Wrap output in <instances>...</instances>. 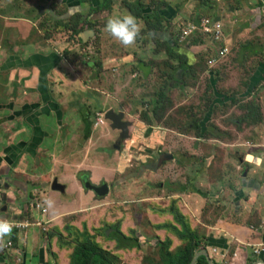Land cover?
I'll return each instance as SVG.
<instances>
[{"label":"crops","instance_id":"0c3cea01","mask_svg":"<svg viewBox=\"0 0 264 264\" xmlns=\"http://www.w3.org/2000/svg\"><path fill=\"white\" fill-rule=\"evenodd\" d=\"M49 1L50 3L48 2V6H50L52 2L56 3V0ZM75 1L76 0H58L56 4L62 7L65 6L68 10V14L73 10L77 13L79 7ZM194 1L196 7L187 14L180 13L182 7L179 8L180 11L178 13L177 11L175 13L172 12V9L175 11V7L177 6L172 5V9L170 10V17L173 16L172 21L179 17H185L187 21H192V19L197 18L195 15L198 14V16L201 17L204 13L209 14L210 17L213 16L214 20L217 19L220 23L222 30L219 48L225 49V41H227L228 38H237L239 41L231 50L235 51L237 47L242 57L248 56L259 59L260 61L253 63V65L256 64L260 66V63L264 61V39H262V37H264V24L261 23L263 17L261 12L264 13V8L261 10V7H264V0H259V6L255 3L254 9H251L252 7L248 4L247 0H221L220 4L217 6L212 4L213 0ZM133 2L134 1H129L128 5ZM98 3V0H93L92 6L96 7ZM147 10H149L150 13V8ZM49 11V8H47L45 13ZM81 11L83 20L92 17L93 20H102V24L98 27L95 22L93 23L90 20L93 26L92 29H90L91 38L87 39V30L85 28L76 39L79 43H82V47L84 48H87L86 44L88 42L86 39L91 41L95 50L97 47L100 48L99 52L95 51L96 61L86 60L84 63L77 62L78 65H76V63L74 67L61 55H59L56 61H52L48 59L47 54H36V52L34 53L32 51L35 47L36 39L31 38L33 34L31 29L35 21L30 18L29 13L24 14L20 18L4 19L5 22L10 23L15 20L19 22L23 19L27 24V32L24 33V43L20 45L23 46L21 52L16 51L15 44L13 46L10 41H6V34L0 35V50H6L9 53L0 61V72L5 73L12 70H24L18 68H21L22 65H31V68L28 69H36L38 75L37 79H34L36 92L43 95L44 100L40 98V102L37 101L36 103H34V101L25 100L19 104L8 102L3 103L0 107L2 112H4L6 108H8L10 112L9 116L0 120V130H2V133H0V221L7 222L10 225H26L24 228H21V230H15L16 232L13 237L12 234L10 235L9 233L7 236L0 238V264H70L72 253L75 248L81 244L89 243L103 252H110L112 255H118L119 260L117 264H136L135 258L140 257L143 259L144 257H148L146 255L147 251L153 250L156 252L158 250L156 247L159 244L155 243H159V239L163 241L165 238H169V251H174L182 244L181 241L170 232L163 233L162 230H154V235L148 234L141 236L139 248L116 250L112 247L113 243L116 242L114 239L109 238L110 236L107 237V241L103 242L98 239L100 233L96 228H93L92 231L89 232L91 228L90 222L82 226V224H78L79 220L74 219L68 221L72 215L83 216L84 213L90 212L94 206H96V208L99 207L98 204H91V199H93V202L97 200L93 198L91 193L83 188L84 181L91 182V174L85 170L78 171L71 168V162L76 160L74 154L68 156L69 159L60 155V152L54 154V158L57 162L62 163L55 175H53L51 166L48 163L46 165L47 161L44 160L42 162L43 151L51 150L50 148L41 149L43 141H47L49 138L46 130L53 131L52 136L54 142L47 141L49 147L62 146V144H64L63 136H65L72 127H74L76 133L71 135V139H74L75 136V143H77L78 130H82L83 133L86 123H89V120L84 118V115L88 110L92 111L94 107H98L97 100L99 98H112L113 95L122 88L125 99H127L126 104H122V106L131 108L133 104H135V100L139 99L145 110H147V103L151 100L153 93L159 91V84L154 80L152 87L153 92L150 95H145L147 84L150 83L151 78L156 75V70L151 68L153 63L147 62L144 64L142 62H137V71L134 73L129 71L134 64L131 55H128L129 51L124 50L125 46H122V53L124 55L119 56L116 54L110 44L111 40L114 39L103 31L107 17L110 15H120V13H110L107 10L105 13L101 12L100 14L89 15L88 11L85 9L82 8ZM146 11H144V15ZM106 12H109V14ZM50 13L54 16L53 11H50ZM124 15L131 14L127 11ZM4 17L5 16L0 13V18L2 19ZM230 17L234 18L232 23L236 26L238 32L235 31L230 35L224 36L223 26L230 22ZM59 18L61 19L62 17ZM69 18L70 16L68 15L65 19L61 20L65 21ZM244 18H248V20L245 22L242 21ZM249 20H254L255 28L253 29L256 30L255 37L250 39L249 42H246L250 34H246L244 31H248L250 24L253 25ZM139 25L141 31L142 26L141 24ZM233 25L231 27H233ZM15 26L16 25L11 27V25H8L7 27L10 28L9 32L13 31ZM63 28L62 33L66 34L67 31ZM249 32H251V30ZM50 34L53 37L56 35L54 30H52ZM139 38L140 34L138 36V39ZM151 38L158 39L168 47L171 46V41L163 38L160 33H153ZM212 42L213 41L208 40L203 43V40L197 39L191 46L199 49V47L202 46L201 43H203L204 48L210 49L213 46ZM137 43L138 41L133 47H135ZM256 44H259V47L254 48L253 45ZM133 47L128 46V49ZM23 50L26 51L23 52ZM174 50L175 53H177L176 50L178 49L174 48ZM247 51H252L254 56L246 53ZM254 51H258V53L262 52V56L258 58ZM186 56L185 53V61L190 64L188 67L201 68V62H206L205 59L199 58L195 51L189 53L187 58ZM150 58L154 61H158V57L154 54V49ZM160 60L162 61L164 58ZM170 61H174V59ZM239 63L240 62L235 61L236 65ZM35 65L39 69L33 67ZM173 69L174 68L170 69L169 72H172ZM84 70L86 72H84ZM87 70L89 71L87 72ZM255 70L259 69L255 67L254 71ZM81 71H83V73H80ZM262 71L264 75V68ZM206 75H209V80L207 81V88L204 93L207 94L209 100L203 104L208 103L207 106L209 105L214 91L218 95H221L226 102L232 104L236 95L234 93L226 95L220 92L217 86L213 89L210 86V77L213 80L217 79L215 75L210 72ZM142 76H144V80L140 82L139 79H141ZM223 77L224 75L220 76L221 83ZM252 77L253 75H251V78ZM44 78L45 81L43 80ZM251 78L249 79L251 80ZM185 81L187 80L185 79ZM174 82L171 83L172 90L175 85ZM246 85L248 86V84ZM222 88L225 90L223 83ZM257 89H262L263 92L259 93L258 90H256V92L248 94V91H246L241 94V97L245 98L238 100L246 102L251 100L257 110L254 111L252 107H249V111L260 115L261 119L247 118L245 121L235 119V121L226 124L228 128L235 129L234 133L230 135L239 138L235 144L228 146L239 148V153L243 154L244 157L240 156L238 160H240L241 163L244 161V165L249 162L251 155H257V158H260L261 163L264 164V128L262 130L258 129L259 125L264 122V113L262 112V107L264 106V101L262 100L264 97V88L263 86H259ZM172 90L169 91L171 92ZM88 91L97 93L93 94V97L90 99V105L83 103L85 93ZM86 96L90 98L89 95ZM75 100L77 104L71 103V101L73 102ZM78 100H81L86 107H84V105H79ZM63 104H65L66 107L61 106ZM99 107L106 110L101 106ZM216 108L218 107L214 105L211 106L208 122H200V124L197 125L199 129L213 123L212 117ZM75 109L76 112L74 111ZM107 111L113 110L109 109ZM69 113H75L78 119L69 118L70 120L68 121L66 115ZM131 114H136V112H131ZM179 114L185 115L181 112H179L178 115ZM25 116L28 119L27 124L29 127H24L22 123ZM31 117L34 121L30 120ZM180 120L181 122L183 121L181 116ZM176 122H178V119ZM181 122L179 123V127L182 126ZM190 122L192 125L195 124L192 120H190ZM253 122L255 123L252 125ZM256 124L257 128H254ZM137 125H135V128H140ZM141 129L142 131L145 130L144 134L146 133L147 136L151 134V132L147 130L152 128L143 125ZM193 129V126H187V130ZM246 132H248L250 137H246ZM91 135L92 125L90 136ZM68 137H70V134H67L65 138ZM243 140L249 141L247 142V147L242 142ZM75 147L77 146L75 145ZM73 151L78 153L81 149L74 148ZM36 158H38L36 167H39L42 162L47 168L45 172L38 169L33 170H38L39 172L30 170ZM205 160L206 158H204V161ZM50 163L52 164V161H50ZM63 169H65V171L62 173L61 171ZM155 171L153 173H155ZM79 174L84 178H78ZM53 177L58 178L59 183L66 185L65 191L67 196L69 195L68 197H70L69 201H61L57 194L50 191V183ZM234 183H238L241 187L232 186L223 190V192L231 193L234 197V200L230 203L231 210L227 209V205L223 203V196L221 200L216 201L213 197L216 199H219V197L211 193L210 200L199 199L197 196L199 194L198 192L201 190L196 192L197 196L194 195V197L191 194H178L173 198L180 200V205L190 219L187 220L189 221L191 234L194 235L196 241L200 243L199 251H206V255L202 256H207L208 261H211L213 264H264V253L256 255L254 250L256 247H259L258 245L264 244V173L255 176L238 173L234 175ZM193 190H195V187H193ZM220 190H222V187H219L218 192ZM86 191L87 193H85ZM201 192L202 195L204 193L206 194V192ZM29 194H31L32 200L29 198ZM83 194L88 195L87 198L83 199ZM45 200L50 201L51 206L46 205L44 203ZM34 204H38L41 208L45 209L46 214H41L40 211L36 210ZM206 204L208 205L207 209H205ZM215 209L218 210V220L217 218L213 219ZM163 213L164 214H160V212L152 214V220L149 219L150 224L156 225V221H153L154 216H157L156 219L164 220L167 215L172 214V211L168 206L163 209ZM201 216L206 217L209 222L205 223V218L203 220ZM212 220L216 221L212 223ZM36 222H44V224L41 227H37L35 225ZM86 226L89 228V231ZM105 230L106 227L103 229V234H105ZM79 231L81 234L77 235L76 233ZM108 233H111V231ZM134 237L135 239H139L137 234ZM8 242L11 243V248L5 249V245ZM139 264H142V262Z\"/></svg>","mask_w":264,"mask_h":264},{"label":"rangeland","instance_id":"374dc122","mask_svg":"<svg viewBox=\"0 0 264 264\" xmlns=\"http://www.w3.org/2000/svg\"><path fill=\"white\" fill-rule=\"evenodd\" d=\"M129 1L137 0H113L111 9L108 11L110 13H120V15H124V13L129 11L127 7ZM159 1L162 3V5L160 6L157 14H159L164 19L162 24L165 27V29L159 31V33L163 38L169 39L171 41L170 47H173V40L177 41L178 38L177 45L181 50L185 49L187 56L189 53H193V51H195L197 52L198 57L201 59L209 60L214 58L215 64L212 66L209 65L207 63L208 60H206V62H201V70L197 69L200 71H197L193 77H190V71L188 72L186 69L178 68L179 63L176 59H174V61H170L172 64L170 69L174 68L173 71L169 72L170 69L163 71L170 76L173 75L172 79L174 76L177 77V81L174 82V84L177 86H174L173 90L170 92L172 106L168 112L169 117H166L164 120H162L160 124L151 127L152 129L147 130L151 132L149 136H147L146 133L144 134L145 130L142 131L141 129L143 125L146 126L144 122L140 121L142 114L146 111L141 103V100L136 99L135 104H133L131 108L122 106V104H126L127 99H125L123 89L121 88L115 93V95H113L112 98H99L97 100L98 107H94L92 112H90V110L87 111L89 123L92 125V135L87 141H82V130L79 129L77 143H75L76 137L74 136V139H71V135L76 133L74 127H72L69 129V132L63 136L64 144H62V146L49 147L47 145L48 142H54L52 130H46V133L49 135V138L47 139L48 142L43 141V144L41 145V149H51H49L50 151H43L42 162L44 160L47 161L46 165L48 163L51 166L53 175L57 174L58 168L62 165V163H58L54 158V154L56 152H60V155H63L68 159V156L74 154L76 160L71 162L72 169L78 171L85 170L86 172H89L91 174V182H87L94 185L95 187H98L102 183H105L107 187H109V193L104 199H97L94 196L92 190L89 189L88 192L91 193L95 200H97L93 202V199H91V204H98L99 207L96 208V206H94L90 212L84 213L83 216L72 215L68 220L72 221L76 219L79 220L78 224L85 225L86 223L90 222V231L86 226L88 231L91 232L93 228L101 231L99 232L100 236H98V239L103 242L106 241L102 237V231L104 227L111 230V233H106L105 237L114 236V229L117 225L115 222L117 221L120 222V230L124 235H129V233H132L133 236H135L137 234L140 240L142 235H154L153 227L150 224L149 219H151L152 214L159 213L168 207L171 201L179 202L178 199L173 198L178 194L181 195V193H175L176 189L179 187L185 189V192L182 193V195L191 194L194 197V195L197 196L196 192L200 190L206 192V194L204 193L203 195L201 191L198 192L199 194L197 197L202 200H210L211 193L219 197V199L213 197V199L216 201L221 200L223 196V203L227 205V209L231 210L230 203H232L234 197L231 195V193L223 192V190L232 186H240L238 183H234V175L238 173H245L250 176H255L264 173V164L261 163L260 158H257V155H249V162H247L246 165H244V161L241 163L240 160H238V157H244L243 154L239 153V148L234 146L230 147L228 145L235 144L239 138L234 135H230L234 133L235 129L228 128L226 126V124L229 122L235 121V119L247 115L249 107H252L254 111L257 110L251 100L246 102L238 99L245 98L241 97V94L245 93L246 91H248V94H252L258 90L256 87L263 79L262 70L264 65L262 64L263 66L261 67L256 64L253 65V63L259 62L260 60L248 56L242 57L239 48L237 47L235 48V51L231 50L238 43L239 39L237 38H228V40L225 41V49L219 48L220 41H214L212 38L206 36L202 32H196L186 40L180 41L182 30L189 22H195L196 27L199 25L197 24L196 19L187 21L185 17L175 18L172 21L173 16L170 17V10L172 9V5H177L175 7V11L172 9V12L175 13L177 11L178 13L180 11L179 8L182 7L180 13L187 14L196 7L195 1ZM247 1L252 7L251 9H254L255 3H257L258 6L260 3L259 0ZM48 2L50 3L49 0H0V13L5 16L2 19L0 18V35L6 34V41H10L13 46L15 44L16 51L21 52V48H23V46L20 45L24 43V33L27 32L26 21L22 19L19 22L15 20L10 23L5 22L4 19L20 18L24 14L29 13L30 18L35 21L33 23L34 26L31 29L33 31L31 38L36 39L35 47L32 50L34 53L47 54L48 59L56 61V59L59 58V55L62 56L64 51H66L67 55L64 59L67 60V62L73 67L77 62L84 63L86 60L96 61V50L91 41L86 39L88 45L87 48H84L82 47V43H79L76 38L73 39L71 37L70 32H67L66 34L58 33L54 37L50 36V32L53 30V27L50 22L46 23V21H50L51 17L56 19L50 13V11L61 12L63 11V7L54 2L48 6ZM220 2L221 0H213L212 4L217 6L220 4ZM79 6L81 7V5ZM88 7L89 2L88 0H85L82 8L88 11ZM47 8H49L50 11L45 13ZM262 8L264 7H261V10ZM66 10L67 8L65 11ZM151 11L152 10L150 8V13ZM109 12L106 13L109 14ZM73 14H76L74 10L71 11L70 14L65 13L61 19H65L68 15L71 17ZM148 14L149 10L146 11L145 15ZM261 14L263 15L261 23H263L264 13L261 12ZM203 19L210 20L213 25H220V23L215 21L213 16L210 17L209 14L204 13L200 17L199 22ZM86 20L88 22H90V20L93 23L95 22L98 27L102 24V20L100 19L93 20L91 17ZM247 20L248 18H244L242 21L245 22ZM233 21L234 18L230 17V22L223 26L224 36L230 35L235 31L238 32V29H236V26L232 23ZM249 21L253 23V25L250 24L248 31H244L246 34H250V36H248L249 38L246 39V42H249L250 39L255 37L256 30L253 29L255 28L254 20ZM45 23L46 25L44 26ZM140 24L142 29L140 32V38H137L135 41V43L138 41L137 45L133 47L135 45L134 43L133 45L129 46L133 48L128 49V47H125L124 49L129 51L128 55H131L133 59L134 64L132 65L131 70H129L133 73L137 71V62L146 64L147 62L154 61L150 57L152 56L153 49H156V44L151 41L150 36L148 34L143 35V31L145 30L144 22L141 21ZM8 25H11V27L14 25L16 26L13 31L9 32L10 28L7 27ZM232 25L233 27H231ZM250 30L251 32H249ZM220 33L222 34L221 25ZM198 38L203 40V43L211 39V41H213L212 48H204L203 43H201L202 46H200L199 49L193 48L194 46L187 45L193 39ZM262 39H264V37H262ZM110 44L116 54L119 56L124 55L122 53L123 48L121 44L114 40H111ZM253 47H259V44L253 45ZM24 51L26 50H23V52ZM220 51H223L224 56L218 59L216 57ZM258 51H254V53H256L257 57L260 58L262 56V52L258 53ZM246 53L251 55L253 52L247 51ZM6 54L8 55L9 53L6 51ZM155 56L158 57V61L161 59L160 55L155 54ZM252 56L254 55L252 54ZM2 58L3 56L0 54V61ZM158 61L154 62L156 63ZM235 61L240 63L236 65ZM78 63L76 65H78ZM185 65L190 66V64L187 62ZM30 66L22 65L21 68L18 69H24L20 71L29 72V74L25 75L26 88L22 90V93L37 95L31 97L34 103H36L37 101L40 102V98L42 100L44 99L43 95L36 92L34 77H37V71L36 69H28L31 68ZM33 67L39 69L36 65ZM255 67L259 70L254 71ZM85 70L84 72H86ZM88 71L89 70H87V72ZM208 72L214 74L215 78L217 79L213 80L210 77V86L213 89H215L217 86L218 90L222 93H225L226 95L234 93L236 95L233 100L234 102L232 104L230 102H226L221 95H218L214 91L204 114L199 116H195L192 113L185 115L179 114L183 118V121L181 122L182 126L179 127V123L176 122V120L179 119V112L188 109L197 112L198 109L203 106V103L209 100L207 94L204 93L207 88V81L209 80V75H206ZM1 73L3 72H0V74ZM80 73H83V71ZM221 75H224L222 83L225 90L222 88L220 79ZM251 75H253L252 78ZM249 78H251V80ZM155 79L156 75L153 76L151 78V82L147 84L145 95H150L153 92L152 87L153 81ZM183 79H186L187 81L185 82ZM43 80L45 81V78ZM139 80L142 82L144 80V76H142ZM246 84H248V86ZM3 86V80L0 78V87ZM1 92L2 95H6L5 91L2 90ZM88 92L85 93L83 103L90 105V99L93 97V94L97 93L91 91ZM258 92L261 93L263 90L259 89ZM86 95H89L90 98H87ZM262 100L264 101V97ZM78 101L79 105H84L81 100ZM71 103L77 104V101H71ZM213 105L218 107L215 109L212 117L213 123L202 129H196V126L200 124V122L208 121L210 117V108ZM61 106L66 107L65 104ZM99 106L105 108L106 110L101 109ZM84 107L86 106L84 105ZM109 109H112L114 114H117L121 111L123 114L122 122H127L130 125L128 128V138L120 144L119 150H114L112 148L113 144L118 139L119 132L112 130L110 128V123L105 119V115L108 113L107 110ZM74 111L76 112V109ZM131 112H136V114H131ZM262 112L264 113V106L262 107ZM9 113L10 112L8 108H6L4 112L0 113V120L9 116ZM66 116L68 121L70 120L69 118L78 119L75 113H69ZM30 120L34 121L32 117ZM190 120L196 122V124L192 125ZM22 123L24 127H29L26 116ZM254 123L255 122H253L252 125ZM135 125L140 128H135ZM189 125L193 126L194 129L187 130V126ZM254 128H257V124L254 125ZM263 128L264 122L259 125L258 129L262 130ZM0 133H2V130H0ZM67 134H70V137L65 138ZM246 137H250L248 132H246ZM242 142L247 147V142L249 141L243 140ZM75 145L77 147H75ZM74 148L81 149V151L76 153L73 151ZM108 150L111 151V153H108ZM161 156H169L171 159L162 164V166L159 167L155 173H153L154 171H151L150 167L153 166L157 159ZM204 158H206L205 161ZM50 161H52V164ZM42 162L39 167H36L37 165L34 163L30 167V170L38 169L45 172L47 168ZM38 170L33 171L39 172ZM64 171L65 169H63L61 172L63 173ZM190 179L192 180L193 184L190 187L191 192L186 186V181ZM193 187H195L194 191H192ZM219 187H222V190L218 192ZM51 192L57 194L61 201L70 200V197H68L69 195L67 196L66 191L63 197L56 192ZM85 193H87V191ZM87 196L88 195L83 194L82 198L85 199ZM117 208H121L122 210L117 211ZM207 208L208 205L206 204L205 209ZM122 211L127 214L123 215ZM214 214L216 216L214 215L213 219H216L218 214L217 209H215ZM201 217L203 220L205 218V223L209 222L206 217ZM156 218L157 216L153 217V221H156V225H164L166 223L173 225L176 231L170 230V233L177 237L178 227L174 225L175 217L173 214L167 215L164 220H159ZM215 221L216 220H212L211 222L214 223ZM150 238L154 239L152 237ZM155 244L159 243L157 242ZM114 246L115 243H113L112 247ZM258 246L259 247L254 249L255 254L258 251L259 254L256 255H261L264 253V244H260ZM154 253L155 251L153 250L147 251L146 255L153 256ZM143 259L140 257L135 258L136 264L141 263ZM118 260L119 258H117V261ZM142 264L150 263H148L146 259Z\"/></svg>","mask_w":264,"mask_h":264},{"label":"trees","instance_id":"16d2710c","mask_svg":"<svg viewBox=\"0 0 264 264\" xmlns=\"http://www.w3.org/2000/svg\"><path fill=\"white\" fill-rule=\"evenodd\" d=\"M99 3L96 7H93L92 2L93 0H88L89 7H88V14H100L101 12H105L107 10L111 9V3L112 0H98ZM58 1L56 0V3ZM76 4L83 5L85 3V0H76ZM162 3L159 0H137L133 3L128 5V9L130 14L136 18L137 22L140 24L141 21L145 24V30L143 31V35L148 34L151 38V35L153 33H159V31H162L165 29L164 25L162 24L164 19L157 14L160 6ZM151 8L152 12L148 15H144V11ZM66 7L63 6V11L56 12L53 11L54 18L51 17L50 24L53 27V30L55 34L62 33V28L65 29L67 32L71 33V37L74 39L78 37L81 32L86 28V30L90 31L92 29V25L90 22H88L86 19L83 20V14L82 12H77L76 14H73L69 19L63 21L59 17H63L65 13H68V10H66ZM81 9V7L79 8ZM65 11V12H64ZM64 12V13H63ZM198 13V11H197ZM197 24L199 25V19L200 16H196ZM44 24V26L46 25ZM264 24V21H263ZM41 26V25H40ZM42 28V26H41ZM141 32V31H140ZM140 34V33H139ZM50 36H52L50 34ZM53 37V36H52ZM198 40H200L198 38ZM151 41L156 44V49L154 50V54L160 55V58H164V60H159V62L151 61L152 67L154 70H156V82L159 84V91H155L151 97V100L147 103V110L142 114L140 121L144 122V124L151 128L154 125H158L161 123L162 120H164L166 117H169L168 112L171 109L172 106V100L170 97V91L172 90L171 83L174 81H177V77L174 76L172 79V76L169 74H166L164 71L168 70L172 67V64L170 63L171 59H176L178 61V68L186 69L189 72L190 77H193L197 71H200L201 68L199 67H188L185 65V49H180L177 45V41L173 40V47L178 50L177 53H175L174 49L171 47H168L165 43L160 42L158 39L151 38ZM197 39H193L190 41L189 46H191L193 43H195ZM88 44H86L87 46ZM99 48H96V51L99 52ZM0 54L5 58L7 56L5 50H0ZM66 51L63 53V58L66 57ZM2 58V60H3ZM1 60V61H2ZM208 60V59H205ZM160 63V64H159ZM264 65V61L260 63V66ZM1 66V65H0ZM98 67V66H97ZM200 69V70H197ZM164 70V71H163ZM29 74L28 71H18V70H12L9 72L1 73L0 78L3 80L4 86L0 87V107L3 103L12 102L15 104H19L24 102L25 100H30L32 96L31 94H23L22 90L26 87V81H25V75ZM38 77V75H37ZM37 77L35 76L34 79ZM14 80V81H13ZM185 81V79H183ZM186 82V81H185ZM264 88V75L262 81L259 82L256 89L259 86H262ZM176 86V85H174ZM5 91L6 95H2L1 91ZM30 96V97H29ZM22 99V100H21ZM242 99V98H241ZM21 100V101H20ZM234 101H232L233 103ZM207 104H203L201 108L198 109L197 112H194L191 109L184 110L181 113L188 114L192 113L195 116H199L201 114H204L206 112ZM2 111L0 110V113ZM92 112V111H90ZM178 119V123L181 122L180 115ZM84 118H88V112L84 115ZM247 118H255L260 120L261 116L252 113L251 111L248 112V115L242 116L236 120L239 121H245ZM209 120V119H208ZM21 121V120H20ZM208 122V121H206ZM204 122V123H206ZM196 124V122H195ZM86 127L83 130L82 133V140L86 141L90 137V131H91V125L89 123H86ZM196 129H199V126H196ZM158 170V169H157ZM83 174V173H82ZM78 178H83L80 174L78 175ZM187 188H189L193 185L192 180H187ZM187 191V190H186ZM192 191L193 188H192ZM185 189L182 187H179L176 189L175 193H184ZM191 192V190H190ZM29 198L32 200L31 194L28 195ZM179 202L171 201L169 204V208L172 211V214L175 217V226L178 227L177 230V238L181 241V245L178 246L177 249L174 251H169L168 249V242L170 241L169 238H165V240L161 241L159 239V245H157V251L153 256L145 257L142 261L147 259V262L150 264H190V261L192 257L199 252L200 249V243L196 241V237L191 234V230L189 227V221L187 219L188 216L186 212L183 210L182 206ZM35 205V204H34ZM30 209V208H29ZM28 209V211H29ZM122 210L121 208H117V211ZM122 214H127L122 211ZM157 214V213H154ZM160 214H164L163 210L160 212ZM190 220V219H189ZM117 225L115 226L114 236H110L109 238H112L115 240V246L114 248L116 250H131L135 248H139L140 239L133 236L132 233H129V235H124L121 233L120 230V222H115ZM84 224H82L83 226ZM153 232L154 230H162L163 233L176 231L173 225L171 224H164V225H152ZM16 231L12 230L10 232V235L12 234V237L14 236V233ZM101 232V231H99ZM103 232V231H102ZM77 235L81 234L80 231L76 233ZM155 234V233H154ZM102 237L107 241V237H105V234L102 235ZM118 255H112L110 252H103L102 250H99L96 246L89 244H81L77 248H75L74 252L72 253V257L70 260V264H117V258ZM155 257V258H154ZM195 264H209L207 256H201L199 259L196 260Z\"/></svg>","mask_w":264,"mask_h":264},{"label":"water","instance_id":"95a60500","mask_svg":"<svg viewBox=\"0 0 264 264\" xmlns=\"http://www.w3.org/2000/svg\"><path fill=\"white\" fill-rule=\"evenodd\" d=\"M215 21H217V19ZM122 118L123 114L121 111L117 114H114L112 111H108V113L105 115V119L110 123V128L114 131L119 132L118 139L112 146L114 150H119L120 144L128 138V128L130 125L127 122H122ZM107 152L111 153V151L109 150ZM169 159H171V157L169 156L159 157L156 163L150 167L151 171L157 170L159 167L162 166L163 163H165ZM35 163H38V158L35 159ZM83 188H88L86 189L87 191L91 189L97 199H104L107 196L109 190V187H107L105 183H102L98 187H95L94 185L86 181H84L83 183ZM50 190L60 194V196L63 197L65 195L66 185L59 183L58 178L54 177L50 183ZM202 255H206L205 251L197 252L194 255L190 264H194L195 260ZM209 263L213 264L211 261H209Z\"/></svg>","mask_w":264,"mask_h":264},{"label":"clouds","instance_id":"9594fccd","mask_svg":"<svg viewBox=\"0 0 264 264\" xmlns=\"http://www.w3.org/2000/svg\"><path fill=\"white\" fill-rule=\"evenodd\" d=\"M78 7L80 8L79 5ZM81 9H82V5H81ZM81 9L79 10L81 11ZM103 31L108 36L113 38L115 41L119 42V44H121L122 46L128 47L133 45L137 40L140 33V25L137 22L136 18L131 15H122V16L110 15L105 20ZM87 36H88L87 39L91 38L90 31L88 30H87ZM44 203L48 206H51V202L48 200H45ZM109 231L111 230L109 228H106L105 235ZM10 232H11L10 224L7 222H0V238L7 236Z\"/></svg>","mask_w":264,"mask_h":264},{"label":"built area","instance_id":"2783aa9c","mask_svg":"<svg viewBox=\"0 0 264 264\" xmlns=\"http://www.w3.org/2000/svg\"><path fill=\"white\" fill-rule=\"evenodd\" d=\"M196 32H202L203 34H205L206 36L212 38L214 41H220L221 39V33H220V25L216 24L213 25L212 22L208 19H203L199 22V26L196 27V23L195 22H189L186 27L182 30V35L180 36V41H184L187 38L191 37L192 35H194ZM211 40V39H210ZM178 41V38H177ZM223 55V51H220L217 55L216 58L220 59L222 58ZM207 63L209 65H214L215 64V59L211 58L207 61ZM34 208L38 211L41 212V214H46V210L41 208L40 205L36 204L34 206ZM1 222V221H0ZM44 224V222H36V226L37 227H41ZM11 226V231L12 230H21V228H24L26 225H10ZM11 248V243L8 242L5 245V249H10ZM263 250V249H262ZM256 254H259V252L257 251Z\"/></svg>","mask_w":264,"mask_h":264},{"label":"flooded vegetation","instance_id":"af4514ba","mask_svg":"<svg viewBox=\"0 0 264 264\" xmlns=\"http://www.w3.org/2000/svg\"><path fill=\"white\" fill-rule=\"evenodd\" d=\"M164 164V163H163Z\"/></svg>","mask_w":264,"mask_h":264}]
</instances>
